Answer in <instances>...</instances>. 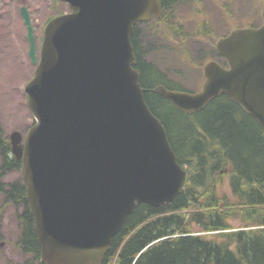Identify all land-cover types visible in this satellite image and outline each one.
Segmentation results:
<instances>
[{
	"label": "water",
	"instance_id": "95a60500",
	"mask_svg": "<svg viewBox=\"0 0 264 264\" xmlns=\"http://www.w3.org/2000/svg\"><path fill=\"white\" fill-rule=\"evenodd\" d=\"M69 12L47 24L39 49L26 6L21 14L37 66L27 83L35 119L26 137L10 136L21 161L43 264H103L114 237L140 204L172 203L189 173L150 110L132 38L160 19L161 0H58ZM259 27L217 41L227 61L210 60L197 93L156 92L180 111L198 113L225 94L264 129V9Z\"/></svg>",
	"mask_w": 264,
	"mask_h": 264
},
{
	"label": "trees",
	"instance_id": "16d2710c",
	"mask_svg": "<svg viewBox=\"0 0 264 264\" xmlns=\"http://www.w3.org/2000/svg\"><path fill=\"white\" fill-rule=\"evenodd\" d=\"M188 1L161 0L162 17L136 25L132 44L146 102L164 124L179 163L189 173V182L170 204L160 208L138 205L114 237L103 264H264V129L225 94L200 112L187 114L155 91L164 86L194 92L173 81L147 56L154 39L165 37L157 25L166 27L177 5ZM62 13L60 10L58 15ZM142 26L148 27V35ZM199 46L204 49L199 52L203 60L227 66L214 45L210 49ZM20 168L21 161L12 154L0 121V211L8 206L25 210L21 216L23 240L17 246L22 253L34 252L35 264H42L25 184L21 179L6 181ZM226 168L231 197L219 193Z\"/></svg>",
	"mask_w": 264,
	"mask_h": 264
},
{
	"label": "rangeland",
	"instance_id": "374dc122",
	"mask_svg": "<svg viewBox=\"0 0 264 264\" xmlns=\"http://www.w3.org/2000/svg\"><path fill=\"white\" fill-rule=\"evenodd\" d=\"M22 6L29 9L39 49L47 20L60 10L68 11L65 4L58 5L52 0H0V121L8 137L14 131L25 136L35 123L27 105L25 87L33 78L36 66L29 58L27 29L20 12ZM263 7L264 0H189L179 4L166 27L157 25V31L163 30L165 37L159 35L161 39H154L147 56L183 88L200 91L204 82L203 67L209 60L201 58L204 49L199 45L210 49L234 28L253 22L260 25ZM142 29L147 34L148 27L142 26ZM227 172L228 168L218 185L219 193L231 197ZM19 177L20 173L14 171L6 181L13 182ZM2 212H6L4 219ZM16 215L12 207L0 211V243L3 242L0 264H26L16 242L19 236Z\"/></svg>",
	"mask_w": 264,
	"mask_h": 264
},
{
	"label": "flooded vegetation",
	"instance_id": "af4514ba",
	"mask_svg": "<svg viewBox=\"0 0 264 264\" xmlns=\"http://www.w3.org/2000/svg\"><path fill=\"white\" fill-rule=\"evenodd\" d=\"M19 173H20V171H19ZM19 178L21 179V176ZM25 195H26V199H27V190H26V188H25ZM27 202H28V200H27ZM28 206H29V208H27V209L29 210V212H31V214L33 216V213L31 211V207H30L29 203H28ZM12 208L15 211H17L16 221H17L18 226H19V236L17 237V241L16 242L18 243L19 241L23 240L24 226H23V221L21 220V216H23V213H24L25 210L23 211L22 208H17V207H12ZM4 209H7V207L4 208ZM2 213H3V219H4V217L6 215V212H2ZM33 222H34V225H35L34 216H33ZM35 227H36V225H35ZM2 246H3V242L0 243V247H2ZM21 254L25 257L26 261H25V259H24V261L26 262V264H30V262H31V264H35V255H34L35 253L34 252H27V253H24V252L22 253L21 252Z\"/></svg>",
	"mask_w": 264,
	"mask_h": 264
}]
</instances>
